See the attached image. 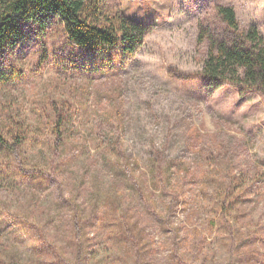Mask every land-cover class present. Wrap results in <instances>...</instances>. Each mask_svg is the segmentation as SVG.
Instances as JSON below:
<instances>
[{"label":"rangeland","instance_id":"rangeland-1","mask_svg":"<svg viewBox=\"0 0 264 264\" xmlns=\"http://www.w3.org/2000/svg\"><path fill=\"white\" fill-rule=\"evenodd\" d=\"M218 3L264 36V0H105L108 11L154 24L125 66L100 68L60 29L16 45L18 73L0 85V101L25 130L14 151H0V234L13 262L28 254L31 222L72 259L91 250L114 258L121 247L101 217L111 214L105 195L117 192L112 218L138 221L152 262L173 264L175 246L196 264H264V97L230 85L208 92L193 76L205 51L197 22ZM138 183L167 223L140 199ZM234 195L236 210L218 209L222 220L210 227L214 204ZM233 234L236 251L226 244Z\"/></svg>","mask_w":264,"mask_h":264},{"label":"trees","instance_id":"trees-1","mask_svg":"<svg viewBox=\"0 0 264 264\" xmlns=\"http://www.w3.org/2000/svg\"><path fill=\"white\" fill-rule=\"evenodd\" d=\"M104 2L105 0H0V85L5 86L13 81L18 73L11 62V53L16 45L29 35L43 39L50 28L54 31L62 30L68 43L81 47L88 53L87 59H93L100 68L115 71L125 66L144 43L154 24L133 19L120 11H108L104 9ZM196 39L198 45L205 46V51L200 70L193 73V76L201 81L208 92L230 85L242 94L252 90L264 97V36L255 24H242L233 5L215 4L211 13L198 20ZM185 76L189 77L190 74ZM11 108L12 105L0 101V151L7 153L21 145L25 137L24 124L15 120L16 114L13 115ZM63 119L61 114H57L53 126V133L58 141L63 133ZM16 122L19 125L15 126ZM135 189L152 214L162 223H167L166 215L157 211L143 185L135 184ZM176 195L179 196L178 190ZM226 197L227 195L224 199ZM233 197L232 202L217 201L214 204L215 211L207 220L210 227L217 226L218 220H222V216L217 213L218 209L236 210V195ZM105 199L111 214L110 217L101 218L111 229L110 237L115 238L114 242L121 249L111 259L108 254L106 258L104 255L98 257L91 250V254L83 260L85 264H157L147 259L144 230L140 228L138 221L130 219L128 214L122 216L120 221L112 218L121 207L119 194L107 192ZM170 208L169 205L168 210ZM79 215V209L72 204L76 228L80 221ZM114 224H118V227H114ZM2 227L1 224L0 229ZM12 229L17 231L15 226ZM172 229L176 235L179 233V227ZM26 233L28 254L25 257L17 254V262H13L15 255L9 251L0 234V264H84L81 260L82 253L70 258L61 246L45 238L42 226L37 222H31ZM232 236L226 244L234 246L236 251V235ZM81 248L78 252L88 251L86 248L89 247ZM171 252H174L172 255L176 254L173 264H196L187 255L176 253L178 249L175 246ZM214 260L212 257L211 261Z\"/></svg>","mask_w":264,"mask_h":264}]
</instances>
